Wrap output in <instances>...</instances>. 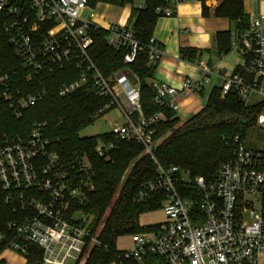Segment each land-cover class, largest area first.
<instances>
[{
  "label": "built area",
  "instance_id": "built-area-1",
  "mask_svg": "<svg viewBox=\"0 0 264 264\" xmlns=\"http://www.w3.org/2000/svg\"><path fill=\"white\" fill-rule=\"evenodd\" d=\"M184 0H165L156 8L159 18L173 17ZM98 4V3H97ZM96 6V5H95ZM143 7V0L137 2ZM87 0H0V28L14 55L31 73L52 74L72 67L78 77L62 83L58 95L66 96L83 87L109 98L104 106L117 108L123 116L108 131L116 141L142 145L156 164L155 179L146 181L134 193L136 202L159 199L164 219L150 231L133 235L132 246L121 250L118 260L139 264H255L264 250V147L249 148L239 133L230 136V156L220 165L214 179L191 178L178 166L162 167L152 155L155 128L160 113L144 116L139 86L122 70L105 78L89 55L91 28L108 32L107 44L124 47V64L131 63L142 45L126 23L101 26ZM149 63L158 64L162 51L152 35L146 46ZM231 51L239 57L243 74L222 77L220 97L235 90L244 104L252 95L264 99V14L249 16L248 27L232 35ZM178 58L183 60L179 55ZM198 74L184 78L179 87L152 80L154 102L176 111L178 97L201 91L210 84L214 71L200 61L192 62ZM6 77H0V82ZM46 96L44 89L26 96H14L7 88L2 98L15 117ZM256 100V101H258ZM254 101V102H256ZM44 122H34L25 139L0 138V202L8 206L12 219L0 230L1 254L7 250L25 258L33 246L42 253L41 264H73L90 237L89 219L75 209L81 187L71 178L59 156L50 151ZM264 130V111L255 119ZM112 140L100 141L97 155L109 158L116 148ZM78 170L87 171L85 157ZM80 181V179L78 180Z\"/></svg>",
  "mask_w": 264,
  "mask_h": 264
},
{
  "label": "trees",
  "instance_id": "trees-1",
  "mask_svg": "<svg viewBox=\"0 0 264 264\" xmlns=\"http://www.w3.org/2000/svg\"><path fill=\"white\" fill-rule=\"evenodd\" d=\"M88 5L108 3L117 7L129 6L126 22L142 49L129 64L123 63L124 47L117 49L107 44L108 32L104 28H91L92 43L89 55L103 77L108 78L122 70L139 86V102L144 116L160 113L162 120L155 128L152 155L162 167L178 166L191 178L202 176L214 179L220 165L230 156L229 138L239 133L244 139L254 128L257 115L264 111V99L244 104L235 90L220 97V86H213L205 104L187 120L180 122L176 111L160 107L154 102L155 91L150 82L154 79L157 63H149L147 44L159 14L156 8L165 6V0H87ZM206 1L200 0L203 16H208ZM212 16L225 18L233 23V30H221L214 34L216 52L219 56L230 51L232 35L241 34L248 27V15L242 8V0H219ZM200 50L181 47L179 56L189 63L196 60ZM232 72L243 74L236 65ZM28 70L14 55L6 36L0 28V138L18 140L27 138L34 122H44V132L50 142V151L55 152L71 178L81 187L80 199L74 200L69 213L80 209L90 220V237L82 253L73 264H139L132 259L118 260L121 250L116 243L119 237L136 235L155 228V224H141L140 216L160 208L159 199L136 202L134 193L146 181L155 179L156 164L151 155L135 141H116L107 132L80 137L77 131L91 123L113 106L104 108L109 98L99 96L85 87L67 94L58 95V87L78 77L77 70L67 67L52 74H33L27 79ZM7 88L12 95L26 96L44 89L46 96L33 106L21 110L15 117L2 92ZM256 127V126H255ZM112 140L117 145L104 158L95 152L98 142ZM85 157L87 171L78 170L77 161ZM80 179V181H78ZM264 207V195L262 197ZM11 209L0 202V230L12 219ZM25 264H41L42 253L31 246L25 254Z\"/></svg>",
  "mask_w": 264,
  "mask_h": 264
},
{
  "label": "crops",
  "instance_id": "crops-1",
  "mask_svg": "<svg viewBox=\"0 0 264 264\" xmlns=\"http://www.w3.org/2000/svg\"><path fill=\"white\" fill-rule=\"evenodd\" d=\"M210 2H213V4H210ZM206 5L211 9L216 6L214 0L207 1ZM95 8H100L98 14H95V20L100 23L101 26H107L108 24L116 22L124 24L127 22L130 14V8L128 6L117 7L108 3H98ZM124 8H127L126 12ZM242 8L248 17L264 14V0H242ZM117 10H119V12L115 20H105L107 13H117ZM231 23L232 22L225 18L214 17L212 14L203 16L200 0H184L175 7V15L173 17L158 18L153 28L152 35L160 45L162 55L158 62L153 80L179 87L184 78L196 76L198 70L194 64L178 58L179 48L189 47L200 50V54L195 61H200L202 64L211 67L214 73H216L211 75L210 84L213 86H220L222 77L232 73L234 67L240 62L237 56L238 62L234 65L231 72H228L225 68L212 62L214 53L217 54L214 34L221 30H233V28H230ZM217 56L220 57L218 54ZM209 85L199 92L187 96H179L177 99L179 107L176 111L189 112L191 108L198 107V99L203 96L205 89L209 87ZM130 236L133 237V235ZM121 239L122 236L117 240V249L124 250L131 248L132 240L127 247H120L119 243ZM10 255H12L10 256L11 258L19 259V256L13 252H10ZM20 259L23 261V264L26 263L24 257L22 258L20 256ZM255 264H264V250L259 253Z\"/></svg>",
  "mask_w": 264,
  "mask_h": 264
},
{
  "label": "rangeland",
  "instance_id": "rangeland-1",
  "mask_svg": "<svg viewBox=\"0 0 264 264\" xmlns=\"http://www.w3.org/2000/svg\"><path fill=\"white\" fill-rule=\"evenodd\" d=\"M209 1V0H207ZM206 1V2H207ZM213 4V2H210V4ZM215 5L219 3V0H214ZM129 7V6H128ZM206 11L208 15L212 14L213 8H209L206 5ZM100 8H93L94 13L98 14ZM125 12L127 8H124ZM119 10H117V13L113 14H108L105 18V20L108 19H114L117 18ZM230 28H233V24H230ZM238 57L235 52L229 51L228 53L221 55L220 57L217 56L216 53H214L212 62L218 64L220 67L225 68L228 72H231L234 65L238 62L237 61ZM213 85L210 84L209 87H207L203 93V96L200 97L199 100V105L198 107L191 108L189 112H182V111H176V115L179 119L180 122L187 120L192 114L197 112L204 104L206 101V98L209 94V91L211 90V87ZM258 100V96L252 95L251 99L249 100L250 102H254ZM123 120V116L120 114L119 110L117 108H113L111 110L106 111L102 115L98 116L95 118L91 123L81 127L78 131L77 134L80 137H88V136H94L101 134L103 132H107L110 130L112 124L114 122L121 123ZM245 145L249 148H263L264 147V130L259 129L254 126L253 129L248 131L244 138ZM164 219V214L161 208L145 213L140 217V221L143 224H153V223H158ZM132 240V236L127 235V236H122L121 242L119 243L120 247H127L128 244H130V241ZM10 252L12 251H5L1 254V257H3L4 261L6 262L5 264H23V261H21L19 254L13 252L17 256H19V259L11 258ZM23 258V256H21Z\"/></svg>",
  "mask_w": 264,
  "mask_h": 264
}]
</instances>
